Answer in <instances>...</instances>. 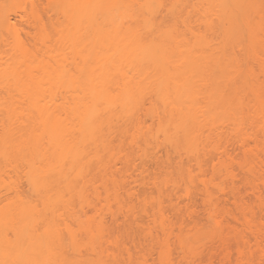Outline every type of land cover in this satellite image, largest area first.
Returning <instances> with one entry per match:
<instances>
[{"label": "bare ground", "instance_id": "obj_1", "mask_svg": "<svg viewBox=\"0 0 264 264\" xmlns=\"http://www.w3.org/2000/svg\"><path fill=\"white\" fill-rule=\"evenodd\" d=\"M43 1L39 4L46 6L47 17L38 19L37 27L42 37L35 33L39 39L31 43L14 31L12 51H0V159L9 160L13 153L15 161L26 163L24 168L30 172H25L23 193L14 187L18 191L12 198L6 193L0 196V264H150L147 254H122L104 217L109 212L115 218L118 212L107 211L101 204L116 199L121 184L113 158L120 154V143L128 132L133 130L129 136L135 139L143 132L140 145L132 139L142 154L151 145L155 129L151 123L147 127L144 115L145 126L136 115L145 92L154 91L157 100L172 103L171 114L173 110L178 114L145 115L146 120L157 117L155 132H166L163 142L169 144L170 153L198 167L206 162L201 161L203 150L207 156L210 152V161L217 156L215 151L220 159V155L229 158L226 147L206 144L204 133L207 125L229 120L227 131L232 136L228 143L248 154L240 165L249 174L260 170L264 186V0ZM1 7L0 25L14 29ZM196 83L208 90L202 99L230 104L232 115L183 114L184 107L200 95L193 93ZM132 108H136L134 115ZM144 127L146 131L141 130ZM123 154L124 171L132 164V155ZM151 161L157 168L162 166L156 156ZM139 164L135 167L142 172L144 162L140 159ZM178 164L179 170L186 166L182 160ZM248 183L250 193L264 205L260 186L253 180ZM204 196L205 212L213 223L211 232L219 236L224 225L222 210L209 192ZM236 203L238 216L230 214L237 223L231 225L232 232L239 235L237 229L242 226L250 234L237 245L235 264H245L246 247L264 243V228L254 225L251 205ZM159 204L151 215L164 234L163 241L159 240L158 264H176L167 239L175 223H169ZM40 205L42 211L41 207L37 211ZM184 211L193 217L192 206ZM178 246L181 259L192 264L197 253L192 251V242L178 236Z\"/></svg>", "mask_w": 264, "mask_h": 264}, {"label": "rangeland", "instance_id": "obj_2", "mask_svg": "<svg viewBox=\"0 0 264 264\" xmlns=\"http://www.w3.org/2000/svg\"><path fill=\"white\" fill-rule=\"evenodd\" d=\"M42 2L44 1L43 0H0V6H2L1 10L4 11L5 14L11 18L10 19L11 22L14 23L13 24L14 29H11V30H7L0 25V51L2 50L12 51V45L14 44L13 43L14 41L11 38V36L13 35L14 31L18 33L19 37L20 36L21 38L24 37L23 40L28 39V41H31V43L34 42V38L39 39L36 36H39L41 34V37H42V33H39V30L37 29V27L40 25L39 20H42V21L46 20V17H47V13H46L47 11L44 10L46 6L39 4ZM43 32L45 31L43 30ZM26 33L29 34L27 38H25ZM35 33L36 34L38 33L39 35H36ZM32 35L35 37H30ZM52 35H54V33L51 34V36ZM52 38L53 37H50L48 42H50V39ZM5 39H7L9 43L7 44L4 43L7 41V40L4 41ZM45 40L44 42L46 43ZM53 41L55 40L53 39ZM35 42H37V40ZM51 43L49 44L51 45ZM52 44H53L52 47H54L55 42ZM193 90H194L193 91L194 95L196 92H197L196 95H199V94L200 95L197 96L196 100L194 99L191 104L188 102H185L186 105L188 103L187 105L188 107L185 108L186 106L183 105L185 106L184 109H186V110L182 109L184 111L183 114L185 115L187 114L188 115H232V111L228 110L230 104L226 102H222L221 105H218L215 103L213 104L211 102L210 103L207 102L205 99V96L203 97V99L202 97H200L204 94L207 88L205 87L203 88L200 85H198V83H196ZM153 92L154 91L151 92L152 94L151 93L149 94L148 92H145V94H142L143 97L141 98L140 103H138L140 104V106H138L139 109H136L137 105L136 106L133 105L136 108H132V113L133 111H135L134 109L138 110L137 112L139 113L138 114L136 113V115H140V120H142L143 118L145 119L147 124L145 123L144 120H142L144 121V124H143L144 126L146 124L148 127V125L151 123L149 126L151 127V129L152 128L153 130L155 129L153 132V135H154L152 138L153 140L152 139L150 140L151 145L149 144V147L146 150L147 152L146 155L142 154L143 152L142 149L140 150L136 149L140 147V146L136 147V143L138 145L142 143L143 136L141 134L143 132L141 133V131L140 133L135 131L136 133H138V135L140 134L139 135L140 137H138V135L135 134L138 137L137 139H135L136 137L134 138L132 135L129 136V134H133L132 132L133 130L129 132L127 131L128 136H125L126 138L124 137L123 141L120 143V147H119L120 154H118L116 158H113V160L115 161L114 163H117L115 164L114 171H115L116 177L120 180L121 185L119 186L118 190L115 192V195H116L115 200L113 198L111 199L109 198L106 203L103 200L101 201L102 206L109 209L107 211L112 210L118 213L116 215L117 217L114 218L109 212H106L104 216L106 224L108 228L110 229L111 234L112 235L114 234L113 235L114 237L117 236L118 239L117 238L116 239L119 241L118 243L120 246V250H122L121 252L123 255H127L126 254L127 252L132 253L133 256H137V257L138 255L140 256V255L147 254L145 257L148 258L147 260L150 264H158V256H159L158 254L161 249L160 246L163 241L162 239H164L162 238L164 234L162 233L161 228L157 225L158 223L156 225L155 223H153L151 215L154 213V211H156V209L158 208V204L160 203L159 207L160 208L162 207L161 210L163 209L162 211L164 212V214L170 221L168 222L169 223L172 222V225L175 223V225H173L174 227H172L173 231L171 232V234L169 235L167 239L169 241V245L171 248L170 250H171L172 260L176 264L177 263L185 264V260L181 259V252L178 246V236H182L184 239H188L190 242H192V248H195V249H192V251L197 252L193 258L194 262H192V264H200V263L201 264H235L236 262L235 258L237 255L236 254L237 245L240 244L241 242L243 243L242 236L247 237L246 235H248L247 233H249V231L242 226L241 227L239 226L240 229L239 228L237 229V231L239 230L238 231L239 233L237 232L239 235L233 233L234 229L232 230L233 227L231 228V225H234V224L237 225V223L231 218V216L232 215L238 216L237 215L238 209H237L236 201L239 200V201L245 202V204L247 203L249 206L251 205L250 208L255 214L252 212L253 215L249 214V216L252 215V220L254 219L255 221L254 225L256 223L255 225L256 228L258 227L264 228V205L260 204V201L257 200L255 196H253V194H251L252 192L250 193L251 189H248L249 183L247 184V181L251 180L252 182L253 180L254 184H257L258 187L260 186L259 187L261 188L260 194H262L261 201H263L264 203V186L261 183V179H260L261 174H259L261 172L260 170L255 169V172L253 171L252 174L250 173L251 174L250 175L249 173L245 171L243 167H241L240 165L241 161L244 158H246L248 154L243 152L240 149L241 147H238L237 144L230 145V143H228V140H230L232 136V134L227 131V128L229 129L228 124H227L229 122L228 119H227L228 121H224L223 123L220 122V124L215 123V126H213L212 124L211 126H209L207 125V123H210V122H206L207 126L205 125L206 128L204 127L205 128L204 133L207 134L206 144H211L214 147L217 145H222L223 147H226V149H228L230 152L229 158L223 155H220V157H222L220 159L219 158L220 153L218 154L217 151H215L216 154L214 152H211L213 156L214 154L217 155V156H214L215 157L214 159L212 158V161H213L212 162L210 161L208 157L210 152L208 153V156H207L206 153L208 151L205 152L203 150L200 153L201 161L206 160V162L204 161V164L198 167L196 164H194V161H187L185 160L183 156L180 157V155L178 156L174 153H170L171 150H169L170 148L169 144L165 143V141L163 142V138H164L163 136L166 132H164L163 130L162 131L160 130V132H162V134L164 132V134L163 135L161 133L156 134L157 129H158V122L156 121L157 117L156 118L153 117V120L150 119L152 120L150 121L148 119L146 120L145 115H178V114L174 110H173V113L171 114L169 112V108L170 106H172L171 105L172 103L171 104L167 103L166 102L167 100L164 102H161V99H159L160 101L157 100L158 96L157 94H155L157 96V98H155L156 96L153 95ZM116 107L118 108V106ZM116 107H114V109H116ZM134 114L135 112L132 115ZM141 115H144L142 116L143 118L141 117ZM131 127L132 126H130V128ZM145 129L146 127H144V129H141V130L143 131ZM169 129H170L169 133H171L172 129L171 128ZM0 135H2L1 129H0ZM132 139L134 140V142H136L137 140V142L133 143ZM130 141H132V144ZM201 142H203V140ZM127 152L128 153L130 152V155H132L130 156L132 164L128 167L127 170L123 171L122 170L123 168H121L122 167L121 161L124 155L123 153L126 154ZM139 152L141 153L139 154ZM202 152L204 153L202 154ZM140 156H143V157H140ZM152 156H156L159 160H161V163H162V164L160 163V165H162L161 167L159 168H157V166L155 167L154 163L151 161ZM14 158L15 159L17 158L16 155L11 153L9 160L8 159L4 160V157L0 159L1 161L0 165L3 167L2 169V167L0 166L2 169L0 170V196L6 193L7 195L5 196L12 198L14 194H16L15 192H17L18 190L20 191V193L24 192V191L22 192V189L25 188L24 182L26 180V177L24 175L27 174L25 172H29V171H27L28 170L26 169L27 167L24 168L26 164L24 160L18 159L19 162L25 163L24 165L19 163L20 165H22V167L20 166L19 168V164L17 161H15ZM140 159L142 160V162H144V166H145L142 172H141V169H139V167H135V164L140 165L139 164ZM181 160L186 164V166L184 165V167L179 170L178 168L180 166L178 163ZM13 161L14 163L17 162L14 164L15 166L16 164H18V167L16 166L17 170L20 169L19 171L23 173V174H20L19 172L18 174L17 172L16 174L20 175L18 177L15 174L17 170L14 169L15 172L13 170V167H14ZM219 161L223 162V164L219 165ZM33 163L34 165L37 166L38 161L37 163L36 161ZM145 163L147 164L145 165ZM186 168L187 170H185ZM253 174H256V176ZM163 180L165 182H163ZM162 182L165 184H163ZM27 183L28 182H26V185H27L26 187L28 188L29 183L28 184ZM154 183L156 186L154 185ZM172 183H174L175 185ZM12 187L13 188L15 187L16 189L18 188V190L16 191L15 188L13 190ZM172 187H175V188H172ZM220 187L221 188L223 187L222 190L224 189L225 190L221 191ZM27 188H26V191H27ZM30 191L32 192V190ZM37 192L43 193V191H40V190H38ZM205 192H209L212 195L211 198L213 199V201H215L218 208L222 210L221 216L223 217L224 225L223 227H221V231L219 232L220 234H218L219 236H217L214 230L211 232L213 223H212V220L207 217V214L205 212L206 210L205 209L206 204H204L205 202L204 193ZM35 197H32V198H35ZM102 197H103V193H102ZM34 202H36V200ZM41 205L36 207L39 209V210L37 209V211H40V207L42 211L43 205L42 206ZM186 206H192V208L194 209L193 217H188V215L185 214L184 209ZM175 208L177 209L179 208V210L176 209V213L174 212ZM48 211L46 212L48 213ZM148 211H149V214H148ZM177 211H180V212L177 213ZM38 214L40 215V212ZM34 215H37V214H34ZM179 219L182 220L180 221L182 222L181 231H179V228H178V226H180ZM38 220L40 221V218H38ZM39 221H37L36 223L38 224ZM44 227L45 226L40 227V228L45 229ZM35 228L37 229L39 227H36L35 225ZM199 228L200 230L196 232V229H199ZM37 232H40V230L37 229ZM149 232H150V236H149ZM159 240H162L161 243ZM127 249H129V251H127ZM246 249H245L246 258H244L243 260L245 264L246 263L248 264V262H251L252 264H261V263L264 264V243L261 244L260 247H255L251 243L250 246L246 247Z\"/></svg>", "mask_w": 264, "mask_h": 264}]
</instances>
